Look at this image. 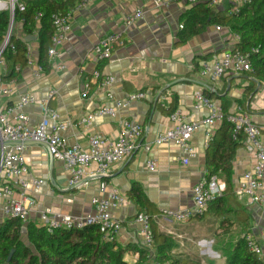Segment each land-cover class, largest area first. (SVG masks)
Masks as SVG:
<instances>
[{
  "label": "crops",
  "instance_id": "crops-1",
  "mask_svg": "<svg viewBox=\"0 0 264 264\" xmlns=\"http://www.w3.org/2000/svg\"><path fill=\"white\" fill-rule=\"evenodd\" d=\"M78 1L74 0L73 5ZM211 6L214 11L228 14L234 3L214 0ZM189 8L188 0H171L160 7L154 0H93L90 6L74 14L72 31L67 40L57 46L56 56L48 55V70L42 67L36 73L40 66L39 41L34 39L29 42L28 58L33 64L22 68L19 78L2 81L1 104L11 105L19 95L33 94L38 103L24 108L30 124L35 125L41 120L47 104L58 112L60 121L71 124L63 132L68 143L78 144L85 150L89 149L93 136L117 141L125 121L138 124L143 129L139 148L110 168L105 177L108 187L117 188L127 197L132 184L137 182L162 214L166 210L191 207L193 187L203 176H207L208 168H211L210 140L220 136L223 121L194 134L192 144L196 155L188 164L182 163V153L172 142L156 146L153 145L155 140L169 129V116L176 110L191 120L208 115L207 108H196L194 97L199 90L209 94L225 112H233L241 106L256 124L264 126V77L256 78L246 72L240 75L228 72L209 84L203 81L208 87L203 85L200 81L203 62L212 61L224 51L234 49L238 41L227 27L210 25L200 34L180 43L182 18ZM138 9L143 10V18L126 27L124 17ZM6 10L7 1L0 0V12ZM15 26V35L25 40L23 23L14 22ZM112 32L121 34L123 44L115 49L109 60L97 62L90 51L104 35ZM96 70L101 71L103 77H114V83L106 85L103 78L96 79ZM6 73L4 71L3 75ZM251 86L256 91L249 96L246 91ZM136 92H145L146 97L116 109L115 116L96 114L101 107H115L117 100H124ZM174 97L176 104L172 107ZM157 100L165 109L172 107V111L156 107ZM90 113L96 116L88 127L76 124ZM149 144L153 145L152 149L146 151L145 146ZM23 153L29 169L27 179L32 176L45 181L39 188L30 187L27 191L37 201L28 222L39 224L40 212L45 208H51L56 214L84 215L92 211V198L98 193L97 178L86 177L79 185L71 186L64 163L52 160L45 144L29 142L24 145ZM150 159L156 161L155 171L148 168ZM254 163L253 155L244 144L236 151L232 165L230 192L234 197H228L219 204L212 201L202 222L209 226V231L215 229L216 237H228L226 242L252 234L263 248L264 260V205L253 203L246 196L238 197L236 193L245 172L251 170ZM95 168L93 163L90 171ZM218 177L226 182L228 190L225 177ZM17 195L20 197L19 193ZM113 214L122 221L123 227L116 240L126 249L127 261L137 263L145 245L141 224L134 217L136 207L128 199L127 205L114 210ZM6 219L0 208V222ZM162 219H165L162 215L155 218V228L174 233L161 226Z\"/></svg>",
  "mask_w": 264,
  "mask_h": 264
},
{
  "label": "built area",
  "instance_id": "built-area-1",
  "mask_svg": "<svg viewBox=\"0 0 264 264\" xmlns=\"http://www.w3.org/2000/svg\"><path fill=\"white\" fill-rule=\"evenodd\" d=\"M8 11L12 19L5 41L0 48V84L3 81V73L7 71V64L3 57L4 45L10 42V37L14 28L13 15L16 9L26 10V3L30 0H6ZM93 0H79L69 10L65 12L53 13L51 19L54 26L52 37V47L48 51L49 56L58 54L57 46L67 40L72 31V21L74 14L83 8L91 5ZM235 8L247 5L250 0H230ZM157 7L167 5L170 0H154ZM38 12L36 17H42ZM142 9L124 17V25L130 27L135 21L143 18ZM183 27V26H181ZM218 30L221 27L218 26ZM237 41L239 36L235 34ZM8 42V43H9ZM123 44L120 33H108L96 43L90 55L97 62L109 60L115 49ZM33 62L28 58L27 65ZM250 55L248 52L238 48L224 51L220 57L212 61H205L200 71V79L204 82H214L231 72L240 75L253 71ZM16 70L20 71L21 66L16 65ZM42 70V66L37 67ZM83 73V70H80ZM96 79H102L106 85L114 83L112 76H102L99 70L94 71ZM209 84V83H208ZM1 94V92H0ZM146 97L145 92L129 94L124 100H117L115 107H101L96 114L115 116L116 109L127 107L134 101L142 100ZM196 108L205 107L209 113L205 118L191 120L180 110H176L169 117V129L159 135L153 145H161L172 142L182 153L181 161L188 164L196 155V150L192 144L193 136L196 132L213 127L216 122L227 120L232 125L234 136L245 135V146L255 159L251 170L245 172L243 179L236 190L238 197L246 196L253 203L264 205V126L256 124L251 116L245 112L243 107L237 106L233 112H225L212 98L208 97L202 90L195 93ZM38 103V99L33 94H21L17 101L11 105L3 106L0 102V199L1 211L6 218H17L23 223L28 222L31 210L36 206V199L27 194L28 189L39 188L45 181L29 175V169L24 157V145L29 142L45 144L52 157L62 161L66 171L69 173L70 185H79L84 178L91 177L99 180L98 193L92 198L93 209L84 215L56 214L51 208H45L40 212L39 226H44L49 233L56 228L81 229L86 225H96L102 233L106 234L109 240H115L119 232L122 231V221L114 216L113 211L126 206L128 198L117 188H109L105 177L110 168L119 162L124 161L139 148V139L143 129L138 124L125 121L120 131L117 141H111L103 136H93L90 138L88 150L83 149L78 144H69L63 136V132L71 125L59 120L58 112L45 104L44 114L41 120L31 125L29 115L24 108L27 105ZM96 114L90 113L79 119L76 124L88 127L94 120ZM10 143H14L11 145ZM151 144L145 146L146 151L152 149ZM95 163V170L90 171L91 165ZM148 168L156 170V161L150 159ZM18 189V190H17ZM227 192L226 182L218 177L203 176L193 187V205L189 208L166 210L162 216L175 223H187L196 217L207 213L209 204L222 197ZM20 194V197L17 195ZM136 221L141 224L142 240L145 248L150 253H154V234L151 222L148 217L141 213L136 216ZM247 248L253 254L262 257L263 248L252 234L244 236ZM159 264V263H156Z\"/></svg>",
  "mask_w": 264,
  "mask_h": 264
},
{
  "label": "trees",
  "instance_id": "trees-1",
  "mask_svg": "<svg viewBox=\"0 0 264 264\" xmlns=\"http://www.w3.org/2000/svg\"><path fill=\"white\" fill-rule=\"evenodd\" d=\"M195 1L197 2L182 18L180 43L200 34L210 25L227 27L239 36L235 48L250 55L254 69L246 73L256 78L264 77V0H250L248 5L239 9L231 7L228 14L214 11L211 6L214 0ZM73 4L74 0H34L27 1L25 11L15 10L14 22L23 23L26 38L21 40L15 34L11 35L10 42L3 52L7 64V73L4 74L3 80L9 81L20 77L22 71H17L16 65L19 64L21 69L26 67L28 44L34 39L39 41V65L48 70V51L52 47L55 31L51 17L53 13L67 11ZM38 12L43 14L39 19L36 17ZM11 19L8 10L0 12V48L5 41ZM255 91L256 88L251 86L246 93L251 96ZM205 92L207 93V90ZM237 102L242 104L240 100ZM175 104L174 97L172 107ZM155 105L163 111H172V107L165 109L161 106L159 100ZM232 128L227 120H223L220 136L210 140L211 168H208L207 176H224L229 184L226 196L215 200L217 204L228 197H234L230 192L233 160L236 151L245 144V135L234 136ZM71 190L75 191V188ZM127 197L136 207L134 217L141 213L145 214L151 222L154 234V253H150L146 248L142 249L137 263L127 261L126 249L116 239H107L106 234L96 225L90 224L81 229L70 230L56 228L49 233L44 226L30 222L27 226V241H25L23 222L17 218H7L0 222V264H215L211 260L206 262L201 256L179 252L180 244L173 234L155 228L154 220L162 215V212L147 197L140 184L133 183L127 192ZM204 218L205 215L191 221H202ZM224 250L226 251L224 264H264L263 257L248 250L244 236L229 239Z\"/></svg>",
  "mask_w": 264,
  "mask_h": 264
},
{
  "label": "rangeland",
  "instance_id": "rangeland-1",
  "mask_svg": "<svg viewBox=\"0 0 264 264\" xmlns=\"http://www.w3.org/2000/svg\"><path fill=\"white\" fill-rule=\"evenodd\" d=\"M188 2L192 6L197 1L188 0ZM15 32H17L16 26L12 34H15ZM29 223L30 222L23 223V238L25 241H27L26 235ZM161 226L174 232L172 234L180 244L178 249L179 252H185L193 256H201L205 258L206 262L211 260L214 261L215 264H224V255L226 254L224 246L226 245L228 237H216L215 229L209 231V226L206 225L205 222L195 221L192 223L191 221L187 223H175L168 219H162Z\"/></svg>",
  "mask_w": 264,
  "mask_h": 264
},
{
  "label": "water",
  "instance_id": "water-1",
  "mask_svg": "<svg viewBox=\"0 0 264 264\" xmlns=\"http://www.w3.org/2000/svg\"><path fill=\"white\" fill-rule=\"evenodd\" d=\"M9 42V41H8ZM8 42L5 43L4 45V49L6 48V46L8 45ZM201 81V80H200ZM203 85L207 86V83H204L203 81H201ZM208 87V86H207ZM11 145H13L14 143H10ZM53 160V157H52Z\"/></svg>",
  "mask_w": 264,
  "mask_h": 264
}]
</instances>
